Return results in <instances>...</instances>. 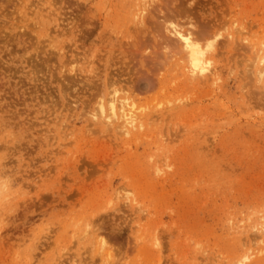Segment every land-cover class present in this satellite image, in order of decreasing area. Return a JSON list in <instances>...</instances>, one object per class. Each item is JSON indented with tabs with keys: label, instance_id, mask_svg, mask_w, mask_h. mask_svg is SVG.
<instances>
[{
	"label": "rangeland",
	"instance_id": "374dc122",
	"mask_svg": "<svg viewBox=\"0 0 264 264\" xmlns=\"http://www.w3.org/2000/svg\"><path fill=\"white\" fill-rule=\"evenodd\" d=\"M139 4L0 0V264H264V0ZM170 20L217 32L208 83L163 65ZM111 78L127 137L89 113Z\"/></svg>",
	"mask_w": 264,
	"mask_h": 264
},
{
	"label": "bare ground",
	"instance_id": "6f19581e",
	"mask_svg": "<svg viewBox=\"0 0 264 264\" xmlns=\"http://www.w3.org/2000/svg\"><path fill=\"white\" fill-rule=\"evenodd\" d=\"M140 2H141V5L139 4V7L137 6L136 12L134 11L132 14L130 13L131 16L129 15L128 18L131 17V21H133L136 25L140 24L142 26V24L144 25V18L146 16L145 12L147 11V7L150 4V0H140ZM167 5L169 6L168 3H167ZM166 8H168V7H166ZM170 9L173 10V8H170ZM169 13H171V12H169ZM176 17H178V16H176ZM164 19H166V18L164 17ZM171 20H170L171 23L169 21L166 22L167 24L169 23L170 25L165 26V28L164 27L163 28H164V30H166V32H168V34H170L169 36H171V38H174V39L170 40L171 38L168 36L170 38L169 39L170 42H169L167 36H165L164 34L161 35L159 33L161 36H163L162 38H164V36H165V39H163V40L167 39V41L164 42V44H166L165 45L166 54H164L165 58H164V64L163 65L166 67L167 66L168 67H174L175 71L181 70V72L183 73L184 81L187 85H199V84L208 83V81L212 79V73H210L211 71H209L210 70L209 66H211L213 55L210 53V49L213 46L214 38L217 37L216 36L217 32L216 33L211 32L209 35L208 30L206 31L205 29L201 28V26H200V28H197L195 26L194 29H196V31H193L192 30L193 28H191L188 24H187V26H189L191 29L189 27H188L189 29H183L182 28L183 26L181 27V25L178 23L177 24L172 23ZM191 22H188V23H190V25H193V23L191 24ZM155 25L157 26V24L154 23V26ZM184 26H185V24H184ZM202 27H204V26H202ZM205 27L208 29L207 26H205ZM141 32H143V31L141 30ZM155 36H157V35H155ZM150 37H152V36H150ZM158 40H159V38H158ZM159 41H157V42H159ZM215 41H214V43H215ZM160 43H162V42H160ZM147 44H149V43H147ZM156 44H158V43H156ZM144 46H145V44H144ZM165 48H164V50H165ZM156 57H158V56H156ZM161 58L159 57V59H161ZM253 59L256 62L255 63V72H256V79H257L256 81H262L263 76H264V55L263 56L255 55L253 57ZM150 61H152V60H150ZM157 61H155V62H157ZM157 63H158V65L160 64V62H157ZM157 63H155V64H157ZM161 66H162V62H161ZM251 66H253V65H251ZM88 70L90 71V69H88ZM214 70L212 72H214ZM208 71H209V74H206V73H208ZM107 81H109V80H107ZM151 82H152V80H151ZM127 83H128V81H127ZM115 84H117L116 80L112 79L111 81L107 82V88H106L107 91L106 92L101 93V94H99V92L97 94V92H96L97 99L95 101V106L92 107V109L90 110L89 113H90V115H92L91 112L93 113L92 117L97 118V121H98V123L101 124V126L109 127V129H107V130H109V131L111 129L117 130V132L119 131L121 133V135H125L127 137V135L128 136L132 135L135 131H138L143 126L146 114L143 112V109H142V111H139L140 108L139 109L134 108L135 104L129 99L128 96H125L126 94L120 95V93H119V92H121V91H119L120 88L119 87L117 88ZM122 88H124V87H122ZM125 93H126V91H125ZM170 107H171V105H170ZM174 107H177V106H174ZM107 127H105V129ZM120 133H118V134L120 135ZM258 231L260 232L261 235H264V228L262 226L258 228ZM100 251H101V247H100ZM249 259H250L249 254L248 255L247 254H243V255L240 254V256L237 258V260H235L236 261L235 264H247V261Z\"/></svg>",
	"mask_w": 264,
	"mask_h": 264
}]
</instances>
